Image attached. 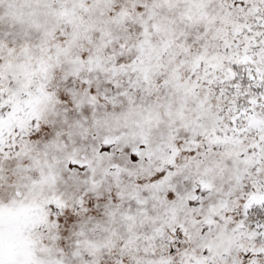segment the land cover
Masks as SVG:
<instances>
[{"label": "snow or ice", "instance_id": "1", "mask_svg": "<svg viewBox=\"0 0 264 264\" xmlns=\"http://www.w3.org/2000/svg\"><path fill=\"white\" fill-rule=\"evenodd\" d=\"M0 264H264V0H0Z\"/></svg>", "mask_w": 264, "mask_h": 264}]
</instances>
